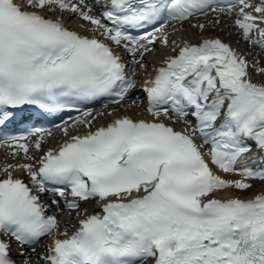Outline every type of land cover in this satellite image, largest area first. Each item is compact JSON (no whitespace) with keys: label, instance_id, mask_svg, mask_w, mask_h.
Listing matches in <instances>:
<instances>
[{"label":"snow or ice","instance_id":"obj_1","mask_svg":"<svg viewBox=\"0 0 264 264\" xmlns=\"http://www.w3.org/2000/svg\"><path fill=\"white\" fill-rule=\"evenodd\" d=\"M209 11L233 17L238 43L264 52V0H0V133L25 112L123 105L136 90L152 117L122 116L47 151L41 128L0 136L30 161L0 167V264H34L26 250L47 237L43 264H264V189L216 195L264 184V61L220 38L177 46L160 35ZM65 13L94 34L67 27ZM157 41L172 54L138 83ZM81 114L74 124L91 128L92 113ZM92 200L100 212L81 207ZM62 202L81 217L71 234L48 214Z\"/></svg>","mask_w":264,"mask_h":264},{"label":"bare ground","instance_id":"obj_2","mask_svg":"<svg viewBox=\"0 0 264 264\" xmlns=\"http://www.w3.org/2000/svg\"><path fill=\"white\" fill-rule=\"evenodd\" d=\"M56 18H60V14L58 13ZM64 23L72 25L73 27L84 30L86 32L88 31L89 25L86 22L80 21L76 17H70L68 13H65L63 16ZM216 21H219L218 23H215ZM83 23V27H81V24ZM195 24H204L205 28L203 31H201L198 28H194L191 22H185L182 26L178 23L171 24L170 29H163L162 33L160 35H166L169 40V45L172 44L174 41L176 45H179L178 43H181L185 40L189 41H195L199 40L201 38H205L207 36H219L223 38L225 41L229 42L232 47L240 50L241 52H244L246 55H248V59L252 60L254 58L260 59L264 61V52H261L260 49L254 48L252 45L240 41L238 43L239 33L238 30L233 26V17H229L227 15H220V14H210L206 15L205 17L199 18L198 22ZM92 33V32H90ZM172 41V42H171ZM160 46H162L163 50H156L154 53L156 56L151 59L149 57V54L146 55V60H148V63L156 64L159 62L160 59H162L166 54H169L172 52L171 46H167L164 48L163 43H159ZM148 72V70H147ZM142 71H136V76L144 77L145 73ZM255 79H262L261 77L257 76ZM135 102V103H134ZM144 113L143 108L141 104H139V99L133 100L132 98L123 102V105H107L104 107H101L97 114L92 115L90 117H87V119L91 120V128L95 127L97 124H100L102 122H105L109 119H112L114 116H118L120 114H128L133 117L140 116ZM64 128H68V135L66 136L63 132ZM88 126L84 124L76 125L74 124L71 126H61L57 128L56 131L52 132V135L50 137H45L43 141V150L47 147H52L55 144H58L60 141H62L64 138H69L74 133H80V132H86L87 130L91 129ZM31 143V142H30ZM0 146V167H3V165L7 164L6 162H13L15 159L19 164L27 163L30 161L25 160L23 153H20L19 156L13 157L11 155L12 148L5 146V149L2 151ZM30 154L33 156H38L41 154V152H37L34 149H30ZM22 160V161H20ZM13 164V163H11ZM13 174H23L26 175L23 171L17 169L13 172ZM233 175H229L228 177H232ZM261 182L254 181L253 182V188L248 191H238L234 189L225 190L222 192H218L216 195L217 197H233V196H240L242 198H248L251 197L253 194L260 192L262 189H264V184L259 185ZM82 208H86L88 212L91 211L90 208L87 207V204L81 205ZM49 213L55 214L58 217V220L60 221V229L61 231H66L68 226L74 225L76 223V220L80 217L76 215L74 211H64L61 207V209H57L55 207H51L49 209ZM71 213L69 217H65L64 214ZM74 223V224H73ZM62 226V227H61ZM44 249V243L41 242L36 249V252H29L26 251V255L31 257V260L33 262L39 263L41 260L38 259V254L42 255Z\"/></svg>","mask_w":264,"mask_h":264},{"label":"rangeland","instance_id":"obj_3","mask_svg":"<svg viewBox=\"0 0 264 264\" xmlns=\"http://www.w3.org/2000/svg\"><path fill=\"white\" fill-rule=\"evenodd\" d=\"M151 57V56H150Z\"/></svg>","mask_w":264,"mask_h":264}]
</instances>
